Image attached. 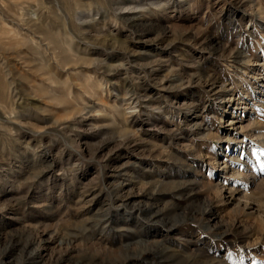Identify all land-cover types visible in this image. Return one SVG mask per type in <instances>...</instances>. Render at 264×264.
I'll list each match as a JSON object with an SVG mask.
<instances>
[{
  "label": "rangeland",
  "instance_id": "rangeland-1",
  "mask_svg": "<svg viewBox=\"0 0 264 264\" xmlns=\"http://www.w3.org/2000/svg\"><path fill=\"white\" fill-rule=\"evenodd\" d=\"M0 264H264V0H0Z\"/></svg>",
  "mask_w": 264,
  "mask_h": 264
}]
</instances>
